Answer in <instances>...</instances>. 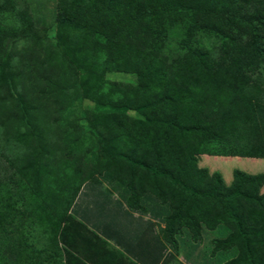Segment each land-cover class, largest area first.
I'll list each match as a JSON object with an SVG mask.
<instances>
[{
	"label": "trees",
	"instance_id": "16d2710c",
	"mask_svg": "<svg viewBox=\"0 0 264 264\" xmlns=\"http://www.w3.org/2000/svg\"><path fill=\"white\" fill-rule=\"evenodd\" d=\"M57 6L56 36L31 53L50 69L35 95L15 52L34 21L0 0V132L24 147L0 173V264H69L82 239L115 249L75 211L88 186L163 224L175 252L207 241L220 264H264V173L227 185L199 166L264 158V0ZM122 73L135 80L109 78Z\"/></svg>",
	"mask_w": 264,
	"mask_h": 264
},
{
	"label": "crops",
	"instance_id": "0c3cea01",
	"mask_svg": "<svg viewBox=\"0 0 264 264\" xmlns=\"http://www.w3.org/2000/svg\"><path fill=\"white\" fill-rule=\"evenodd\" d=\"M94 194V190L83 188L75 211L81 221L115 249L96 246L97 242L91 245L82 239L69 264H220V255L208 253L207 241L195 249L175 252L166 247L160 236L159 227L163 224L148 215L128 212L115 197L104 198L99 206Z\"/></svg>",
	"mask_w": 264,
	"mask_h": 264
},
{
	"label": "rangeland",
	"instance_id": "374dc122",
	"mask_svg": "<svg viewBox=\"0 0 264 264\" xmlns=\"http://www.w3.org/2000/svg\"><path fill=\"white\" fill-rule=\"evenodd\" d=\"M16 8V17H19L21 14L26 12L29 16L32 17L34 21V30L32 32L20 34L16 38L15 52L19 58V62L22 63L20 64L22 68V77H26V82L28 83L27 80L39 81L34 85H31L34 94L37 95L39 94L38 89L42 87V83H40L39 79L41 78L40 74L46 72L48 73L50 72V69L46 71V69L39 68L31 53L39 49V46L46 45V42L50 41L56 36V22L59 18L60 12L57 6V0H16ZM18 25L20 27L23 26L21 21H18ZM109 78L112 81L122 84H128L135 80L132 75L123 73L110 75ZM40 106H43V103H40ZM3 140L4 138H2L0 132L1 174V169H3V167L12 170V158L24 150V147H17L16 151L18 152L16 153V151L13 150L12 145H5V143L2 142ZM199 166L207 168L211 173H220L223 176L225 183L227 185H230L233 182L234 172L236 170H240L252 175L264 173V158L233 157L204 154L199 157ZM86 189L92 190L93 187L88 186L86 187ZM105 190L106 188L104 189V191ZM114 194L117 196V193Z\"/></svg>",
	"mask_w": 264,
	"mask_h": 264
}]
</instances>
